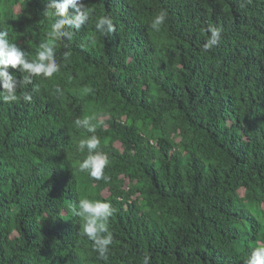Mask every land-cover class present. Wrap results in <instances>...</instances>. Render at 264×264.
I'll return each mask as SVG.
<instances>
[{
  "label": "trees",
  "instance_id": "trees-1",
  "mask_svg": "<svg viewBox=\"0 0 264 264\" xmlns=\"http://www.w3.org/2000/svg\"><path fill=\"white\" fill-rule=\"evenodd\" d=\"M81 2L59 70L18 88L30 101H0V264H248L264 247V0ZM55 19L47 0H0V30L29 59ZM209 25L222 40L205 51ZM91 135L108 182L79 168ZM84 198L115 209L107 260L73 211Z\"/></svg>",
  "mask_w": 264,
  "mask_h": 264
},
{
  "label": "clouds",
  "instance_id": "clouds-1",
  "mask_svg": "<svg viewBox=\"0 0 264 264\" xmlns=\"http://www.w3.org/2000/svg\"><path fill=\"white\" fill-rule=\"evenodd\" d=\"M47 8L53 10L56 19L48 32L49 38L39 44L34 60L29 59L18 44L9 41L7 31L0 30V101L4 103L16 102L20 99L31 100V96L27 93L18 96V88L32 84L33 77L51 78L59 70L56 45L63 41H71L74 31H78L85 25L90 15L81 0H47ZM167 19V11H159L150 23L151 29L159 32ZM94 27L95 31L102 36L116 31L112 18L107 15L99 17ZM206 31L209 35L203 44V49L210 51L220 44L223 29L209 25ZM67 55L68 53H65V59ZM9 68H18L24 73L22 81H18L15 75L9 72ZM37 90L33 88V91ZM86 91L90 92L91 89H86ZM56 92L62 94L59 87L56 88ZM74 124L86 128L90 133L95 132V125L91 123V118H78ZM100 143V138L96 135L79 141V149L83 151L87 148L88 150V155L79 164V168L81 171L87 170L96 181L108 182L109 177L105 175L104 169L109 164V156L104 152L94 151L99 148ZM73 211L75 215L83 218V235L93 242L98 258L107 260L110 252L109 246L112 245L114 239L109 229V218L114 214L115 209L109 202L91 201L84 198L73 207ZM142 264H150L147 255L143 257ZM248 264H264V247H258L252 252Z\"/></svg>",
  "mask_w": 264,
  "mask_h": 264
}]
</instances>
